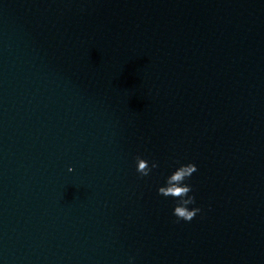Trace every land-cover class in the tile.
I'll return each instance as SVG.
<instances>
[{
	"label": "clouds",
	"instance_id": "obj_1",
	"mask_svg": "<svg viewBox=\"0 0 264 264\" xmlns=\"http://www.w3.org/2000/svg\"><path fill=\"white\" fill-rule=\"evenodd\" d=\"M158 167L159 164L156 161H153L151 165H149L146 159L140 156L136 157V171L141 177L149 176L152 170ZM72 170L73 169L69 168L70 172ZM197 170V166L194 163L180 165L167 176L165 184L160 186L157 190L158 195L172 197L177 201L173 209V215L178 221L183 220L190 222L201 212V208L199 207H192L191 209L188 207L189 205H194L196 199L194 195H190L192 186L186 183V181L189 180Z\"/></svg>",
	"mask_w": 264,
	"mask_h": 264
}]
</instances>
